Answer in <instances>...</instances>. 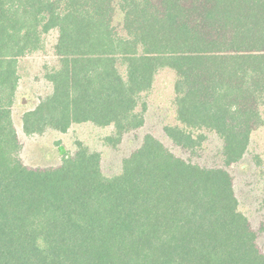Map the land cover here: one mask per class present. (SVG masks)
Instances as JSON below:
<instances>
[{
  "label": "trees",
  "instance_id": "16d2710c",
  "mask_svg": "<svg viewBox=\"0 0 264 264\" xmlns=\"http://www.w3.org/2000/svg\"><path fill=\"white\" fill-rule=\"evenodd\" d=\"M58 32L52 92L22 117L27 135L112 127L117 146L147 122L142 99L175 73L173 123L196 152L211 134L222 165L173 153L155 133L107 175L99 150L63 145L32 166L14 120L19 62ZM264 0H0V264H264L263 231L241 211L229 167L264 125Z\"/></svg>",
  "mask_w": 264,
  "mask_h": 264
},
{
  "label": "rangeland",
  "instance_id": "374dc122",
  "mask_svg": "<svg viewBox=\"0 0 264 264\" xmlns=\"http://www.w3.org/2000/svg\"><path fill=\"white\" fill-rule=\"evenodd\" d=\"M58 32L46 36L43 51L22 58L19 62L20 84L19 102L14 107V120L23 144L21 157L32 166H53L62 161L58 150L63 145L68 153H73L78 141L99 150L102 166L107 175L120 172L122 161L142 144L146 133L153 132L177 156L202 166L222 165L220 158L221 140L211 134L203 148L192 152L177 146L163 131L165 124L173 123L175 73L170 69L161 70L155 78L153 88L143 95L147 103L146 124L136 131L127 133L117 146H107L103 138L112 133V127H98L92 123L73 125L67 132L48 130L43 134L27 135L23 130L21 117L26 110L33 109L52 92V84L47 73L58 64L54 46ZM264 117V105L262 106ZM234 177L235 192L239 207L251 220L253 227L263 230L259 244L264 250V125L252 135L251 146L240 163L229 167Z\"/></svg>",
  "mask_w": 264,
  "mask_h": 264
}]
</instances>
